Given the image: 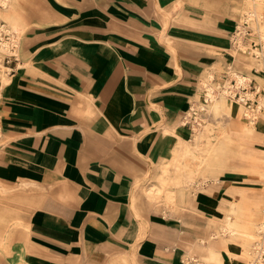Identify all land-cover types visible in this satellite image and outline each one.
<instances>
[{
	"label": "crops",
	"instance_id": "obj_1",
	"mask_svg": "<svg viewBox=\"0 0 264 264\" xmlns=\"http://www.w3.org/2000/svg\"><path fill=\"white\" fill-rule=\"evenodd\" d=\"M191 1L12 0L24 28L0 67L1 264H191L240 189L264 193L232 177L184 191L182 215L152 207L148 188L214 120L210 94L264 79L237 63L233 9ZM260 114L249 132L245 110L226 117L243 152L264 146Z\"/></svg>",
	"mask_w": 264,
	"mask_h": 264
},
{
	"label": "bare ground",
	"instance_id": "obj_2",
	"mask_svg": "<svg viewBox=\"0 0 264 264\" xmlns=\"http://www.w3.org/2000/svg\"><path fill=\"white\" fill-rule=\"evenodd\" d=\"M198 1L192 0L191 2L196 3ZM202 2H205L206 5L212 4V0ZM237 2V8L242 10L239 22L241 24L243 22L245 25L251 20L255 30L258 31L257 38L263 45L264 0H238ZM11 4L12 0H0V34L4 32L11 34L10 39H0L1 69L3 67L1 63L2 55L13 51L11 47L18 44L20 34L24 28L19 18L8 12ZM241 24L238 25L239 29H237L240 42L242 40L240 36L246 32ZM256 52L262 54L264 45L260 52ZM262 56L264 55L262 54ZM237 79L239 84L246 85L251 77L237 74ZM262 80L264 82V79H260V81ZM261 84L264 86L262 82ZM248 93L250 96L255 97L254 93ZM226 95L228 93L225 90L215 95L211 93L209 102L204 107L208 113L213 114L215 119H223L224 124H216L215 127V124L208 122L201 128L195 129L193 135L194 145L186 143L184 153L180 157L176 155L171 158L165 168L166 173L158 179V183H154L148 188L147 192L150 196L154 198L164 197L166 202L173 204V208H179L176 199L180 197L182 200L184 191L173 188L175 185H181L184 188L189 187L190 183L194 185L198 175V178H203L198 182L199 188L204 189L205 184L209 181L219 182L221 174L228 169L230 159L237 157L251 159L253 164L247 168L255 174L257 173L259 177L264 178V150L255 155H240L244 142L237 135L231 133L226 126V117L230 118L236 115L237 112L245 110L250 113L249 108L254 109L253 114H255V111H264V94L262 93L257 98L255 105L251 104L249 107L241 103L240 99L228 100ZM252 126L253 122L251 121L248 123V132L251 131ZM239 192L242 196V206L236 202H231L230 206L224 209V216L212 219L210 225L214 226V230L203 236L199 244L191 246L187 250L185 255L192 258L190 260L191 264H264V193H251L245 189H240ZM244 203L246 206H243ZM247 206L251 209L248 214H244ZM239 239L243 241L238 242ZM235 244H239V249L236 251L233 250Z\"/></svg>",
	"mask_w": 264,
	"mask_h": 264
},
{
	"label": "rangeland",
	"instance_id": "obj_3",
	"mask_svg": "<svg viewBox=\"0 0 264 264\" xmlns=\"http://www.w3.org/2000/svg\"><path fill=\"white\" fill-rule=\"evenodd\" d=\"M203 1H205V0H203ZM237 1L238 0H212V5L201 6V8L204 11H205V9L206 10L208 9L210 12H213V13L214 12H219V14L220 13L221 14L225 13L223 11H226L228 8L229 9H233V13H234L233 17L235 18L234 20L237 22L238 25H240L241 23L239 22V17L242 14V10H239V8H237V3H238ZM241 25H242L241 27L244 28L246 30V32H245V34H242V36H240V38L242 37L241 42H240V39L238 38L239 36H236V46L237 47L234 50V55L237 58V63L239 65L245 66L248 69L252 68V67L263 68L264 64L256 63L253 60L252 57H247L245 55V53H243V51L247 50V48L250 49V50H247L248 52H250V55L254 54L256 51L260 52V50H262V47H263L264 44L262 45V42L257 38L258 37V31L255 30V27L253 26V23H252L251 20L248 21L247 23H245V25L242 22ZM238 29H239V26H238ZM237 32H238V30H236V34H237ZM245 40H246V42H245ZM253 43L256 44L255 49H252V44ZM262 54L264 55V52ZM262 54H261V56H262ZM248 60H250V61H248ZM217 68H220V67H217ZM234 77H236V76H234ZM236 79H237V77H236ZM261 82L264 84L263 80ZM238 85H239V83H238V79H237V86ZM252 85L254 86L255 84H252ZM258 85L260 86L258 88H262L261 92L258 93V97H259L262 93L264 94V86L261 83H258ZM248 110L250 112L249 113V117H250V120L252 122H255L256 119H257V114L258 113L260 114L262 112V110L261 111H255V114H253V110H254L253 108H249ZM212 119L213 118H210V117L206 116L205 117L206 122H203L202 124L196 125L195 129L201 128L203 125H205L208 122H211L212 124H215L214 125L215 127L217 126L216 124H220V123L222 125L224 124L223 119L222 120L221 119H215V118H214V120H212ZM192 138H193V136H192ZM263 150H264V146H261V147H259V149H255L254 152L246 153V152H243L242 148H241L239 154L240 155H245V154L246 155H248V154L255 155L258 152H263ZM252 164H253V162L251 161V159H241L239 157L231 158L230 162H229L228 169L224 173L221 174V176H220L221 179H220L219 182H221L222 180L224 181L226 179H230L232 177L244 178V179H247L252 184H259L261 189H258V191L264 192V178L259 177L257 173L255 174L254 172H252V170L247 168V167L251 166ZM196 177H197V180H198V181H196L197 182L196 184L193 185V183H190L189 187H187V188H184L181 185H177L176 189L179 190V191H185V193L188 194L189 196L192 195V193H194V192H198L199 190H201L200 189L201 187L199 188V183L198 182H199L200 179H203V178L202 177L198 178V175ZM214 183L217 184L216 182H214L212 180V181H209L208 183H206L205 185L210 184L209 186H212V185H214ZM180 188H181V190H180ZM203 190H205V189H203ZM192 196L195 197V195H192ZM150 198H151L150 200L152 202V207L160 208V209L163 208L165 210H168V213L170 215H178V216L182 215L183 212L185 210H188V208H189V202H184L182 207L179 209V208H176V207L173 208L172 207L173 204L169 203V202H166L165 201L166 198L164 199V197H160V198L150 197ZM245 209H246L245 210L246 213H244V214H248L251 208L249 206H247ZM203 223H204V225L206 224V222H203ZM240 241H243V240L239 239L238 242H240ZM184 259H185L186 262H189V260H191L192 258L185 255ZM1 263L2 262L0 261V264Z\"/></svg>",
	"mask_w": 264,
	"mask_h": 264
},
{
	"label": "built area",
	"instance_id": "obj_4",
	"mask_svg": "<svg viewBox=\"0 0 264 264\" xmlns=\"http://www.w3.org/2000/svg\"><path fill=\"white\" fill-rule=\"evenodd\" d=\"M255 46H256V44L253 43L252 44L253 49H255ZM247 50H250V49L247 48ZM247 50H245V51L248 52ZM248 53L250 54V52H248ZM252 55L254 57H259V58L262 57L261 54L260 53L258 54L257 52H255ZM241 86H242L243 92L242 93H238V92L232 93L233 97L236 99H240L241 103H244V105H246L248 107L251 106V104L255 105L257 97H258V93L261 92V90L259 88H257L256 86L251 87L252 84L248 88H245L246 87L245 85H244L245 87L243 85H241ZM248 92L254 93L255 97L250 96V94Z\"/></svg>",
	"mask_w": 264,
	"mask_h": 264
}]
</instances>
